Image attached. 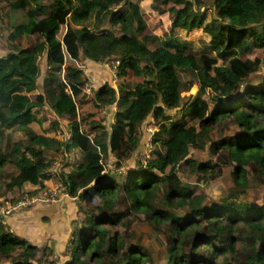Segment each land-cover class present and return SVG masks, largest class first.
<instances>
[{
	"label": "trees",
	"instance_id": "16d2710c",
	"mask_svg": "<svg viewBox=\"0 0 264 264\" xmlns=\"http://www.w3.org/2000/svg\"><path fill=\"white\" fill-rule=\"evenodd\" d=\"M12 12L24 21L13 24ZM0 19L7 30L0 195L5 203L40 197L52 178L50 150L63 154L69 170L59 180L78 199L65 260L53 242L29 243L33 234L3 224L2 215L0 260L153 264L149 248L120 231L141 212L166 236V264H264V74L253 83L264 68V0H0ZM48 38L56 42L44 46L40 40ZM44 55V85L54 84L58 94L50 106L37 86ZM110 59L117 62L115 85L105 83L77 104L89 81L78 63ZM162 81L175 101L188 98L177 114L153 91L136 94ZM193 87L196 93L184 96ZM108 107L115 108L108 146L91 149L82 129L107 133L99 114ZM150 117L156 126L146 163L124 174L107 171L110 153L120 168L149 142ZM225 126L233 132L224 134ZM190 149L216 156L200 162ZM220 176L228 194L193 195L198 184Z\"/></svg>",
	"mask_w": 264,
	"mask_h": 264
},
{
	"label": "rangeland",
	"instance_id": "374dc122",
	"mask_svg": "<svg viewBox=\"0 0 264 264\" xmlns=\"http://www.w3.org/2000/svg\"><path fill=\"white\" fill-rule=\"evenodd\" d=\"M146 4L147 3H144L143 5L146 6ZM12 18H13L12 19L13 24L22 23L24 21L23 14L20 12H12ZM64 30L65 27H60V29L56 33V38L60 40ZM156 31L160 32V29H157ZM196 36H199V33L192 36L191 38H194ZM6 37H7V30L5 29L4 23H1L0 21V57L7 54V49L5 47V43L7 42ZM40 42H43L44 46L46 45L49 46L54 44L56 41L55 38H48V39H41ZM113 62L115 61L110 59L102 63H93L84 60H81L78 63L80 68L84 72V76L87 77L89 81L87 83V87L84 90V92L80 96L75 98L77 104H81L84 100L86 101L92 98L93 91L97 90L103 84L109 83L111 85H115L117 78H116V70L113 67ZM38 65H39V76L37 78L38 91L45 95L46 101L50 106L55 102V100L58 97V94L54 84H52L51 86L44 85V78L48 70L45 55L40 58ZM263 74H264V68H262L259 75L254 78L253 83L254 84L259 83V81H261L263 77ZM144 90L153 91L154 94L157 96V98L161 96L162 104L165 106L167 112L171 115L177 114L178 111L181 110V108L186 105L188 99L186 98L184 102L175 101V97L170 96L167 84L164 83L163 81L159 83L158 87H156L155 85L139 87L136 90V94L139 95ZM196 91H197L196 87H193L192 90L189 92V94H185L184 96L195 94ZM82 96L84 97L82 98ZM84 105H86L84 108L87 111L92 109L91 107H89L88 103ZM101 116L105 120L104 124L106 126L107 133H103L99 135L98 134L99 131L97 132L93 130L82 129L84 132L89 134L90 148L95 150L108 146V132L110 131L111 126L114 124L115 108L108 107L106 110L101 112V115L99 114V117ZM148 121L149 124L146 130V139L149 140L147 144H149L150 147H146L147 144L145 145L141 143L134 157H132L129 161H127L125 166L121 165L120 168L116 167L117 159L114 157L113 154L110 153V157L107 159L106 162L104 161L105 168L107 171L117 172L118 174H124L128 171L127 168L130 169L136 167L139 162L140 164L146 163L147 159L150 156V152L152 150L151 141H150L151 135L154 132V126H156V122L153 120L152 117H150ZM233 130H234L233 126H225L223 127L222 132L224 134H230L231 132H233ZM189 153L192 158L200 162L211 160V157L212 159H214L216 156L212 152H209V150L203 152V151H193L192 149H190ZM45 155L48 156L49 159H51L50 164L47 167V172H49L52 178L47 182L46 190H43L42 193H40L41 196L35 197V199L36 198H38V200L49 199V195L53 194L54 192L59 194V198L57 197V200H55L54 203L49 205L44 204L40 201L31 205L30 208L20 213L21 215L26 214L25 218L28 217V221H29L27 223L28 225L23 226L22 224H20L19 226L24 227L23 234H25V232L27 233V231L29 230L33 232V230L30 229V224L34 225V228L37 232L33 235L32 238L31 237L28 238V240L31 239L29 243H32L41 248H43L47 244L54 243L55 244L54 252L56 257L60 260H65L67 258L66 251L69 246L68 244L69 233L71 230L70 224L75 219V215H77L76 207L78 204V199L72 198L65 191L62 181L59 180L61 178V174H67L69 170L68 168H65L63 165L64 162L63 154L61 152L57 153L48 150L45 151ZM186 180L192 182L191 179H186ZM228 188L229 187L227 183L223 182V179L220 176L217 177L216 179H210L207 183L198 184L193 190L194 191L193 195L199 197L201 194H205L208 199L216 200L219 199L220 196H224L228 194V192L231 191ZM25 196L21 197L20 199L24 198ZM95 199H96L95 201L97 202L98 199L97 198ZM0 202L5 203V199L1 195H0ZM55 206L59 208V219L65 218L63 223H61V221L55 223L56 221L53 222L51 218L48 219L47 217L39 218L42 215L49 216L46 213V210L51 209ZM132 216L133 217L131 218L130 228L126 231L125 228L122 227L120 228V231L124 235L129 231L133 232L136 237L135 238L130 237L131 239L130 241L132 243L140 242L143 245H145L147 248H149L146 250H148V254L150 255L152 254L153 264H166L167 260H166V251L164 250V245L167 243V239L165 234L163 232L156 233L155 231H153V227L148 222L144 213L138 212V213H134ZM80 217L81 215L79 214V219ZM9 219H11L10 216ZM50 223L51 225H49ZM44 224L46 226H44ZM50 226L52 227L57 226L58 230H60L57 235H55L54 231H51L52 227ZM11 262H12L11 259L5 260L2 258L0 260V264H11Z\"/></svg>",
	"mask_w": 264,
	"mask_h": 264
},
{
	"label": "built area",
	"instance_id": "2783aa9c",
	"mask_svg": "<svg viewBox=\"0 0 264 264\" xmlns=\"http://www.w3.org/2000/svg\"><path fill=\"white\" fill-rule=\"evenodd\" d=\"M117 66V62H113V67ZM57 197L59 198V194L54 192L53 194L49 195V199L45 200H38V198L35 199V197L30 198L28 196H25L22 199H18L13 203H2L0 202V215L4 217L3 224H5V218L11 216V215H20L23 211L30 208L31 205L35 204L36 202H42L44 204H52L55 200H57ZM33 199V200H32Z\"/></svg>",
	"mask_w": 264,
	"mask_h": 264
},
{
	"label": "crops",
	"instance_id": "0c3cea01",
	"mask_svg": "<svg viewBox=\"0 0 264 264\" xmlns=\"http://www.w3.org/2000/svg\"><path fill=\"white\" fill-rule=\"evenodd\" d=\"M54 208V209H53ZM53 208H51V209H48V210H46V213L49 215V216H47V215H42V216H40L39 218H44V217H47L48 219H52L53 220V222L54 221H56L55 223H57V222H59V221H61V223H63V221H64V219L65 218H62V219H59V208L58 207H53ZM24 215V214H23ZM23 215H12V216H10V218L11 219H9L8 220V218H7V220H5V221H9V223L11 224V226H13V225H20V224H22L23 226H26V225H28L27 223L29 222L28 221V217L27 218H25V215L23 216ZM22 216V217H21ZM59 219V220H58ZM58 220V221H57ZM11 221V222H10ZM14 222H16V223H14ZM60 223V224H61ZM37 225H39V224H37ZM49 225H51V223L49 224ZM48 225V226H49ZM57 225V224H56ZM62 225V224H61ZM23 226H21L20 228H21V232L23 233L24 232V227ZM44 226H46L45 224H44ZM14 227V226H13ZM13 227H12V229H13ZM50 227H52V226H50ZM30 229H32L33 230V232H31L30 230L29 231H27V233H32L33 235L37 232L36 230H35V228H34V225H31L30 224ZM46 229V228H45ZM67 230V229H66ZM51 231H54V233H55V235H57L58 234V232L60 231V230H58V228H57V226H54V227H52V230ZM67 233H68V231H67Z\"/></svg>",
	"mask_w": 264,
	"mask_h": 264
}]
</instances>
